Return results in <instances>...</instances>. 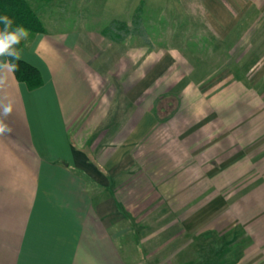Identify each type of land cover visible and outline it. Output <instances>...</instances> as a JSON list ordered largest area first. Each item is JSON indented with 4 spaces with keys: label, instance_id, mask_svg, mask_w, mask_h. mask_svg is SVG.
Masks as SVG:
<instances>
[{
    "label": "crops",
    "instance_id": "obj_1",
    "mask_svg": "<svg viewBox=\"0 0 264 264\" xmlns=\"http://www.w3.org/2000/svg\"><path fill=\"white\" fill-rule=\"evenodd\" d=\"M56 1L19 48L42 85L9 89L0 264H264V0L155 1L182 43L154 49L131 42L146 0L106 24L103 0Z\"/></svg>",
    "mask_w": 264,
    "mask_h": 264
},
{
    "label": "rangeland",
    "instance_id": "obj_2",
    "mask_svg": "<svg viewBox=\"0 0 264 264\" xmlns=\"http://www.w3.org/2000/svg\"><path fill=\"white\" fill-rule=\"evenodd\" d=\"M35 1L36 0H28L31 7L37 12V15L39 16V18H41L44 22H47L48 9H46L45 7L49 6V5H45V3H36ZM59 1H61V0H57L56 2H54L52 4V7H53V9H51L52 11H56L57 9H59L63 6V1L62 2H59ZM150 1L154 2V3H151ZM155 1H159V0H149V2H148V0H146V2H144V3H140V2L137 3L136 2L134 5L135 10H137V8H139V6L141 5V11H142L141 12V20L144 18L146 28L150 32V35L148 37H145V39H149L153 49L155 47H158V46L171 47V46L178 45V44L180 45L182 43L181 42L182 40H180L181 36H177V35L166 36L167 31L170 32V31H174V29H175L174 26H170L171 24L174 23V20H173L174 15H170L169 11H168L166 13V14H168L166 17L163 14V12H165V11H163L162 13L160 11L159 2H155ZM130 2H128V4H124V5H120V4L113 5V4H110L109 0L101 1L100 4H98L96 6L101 8V9L104 8L108 12V13H102V15L104 17L102 22H104V24H106L105 21L108 20L107 17L109 18V16L112 15L113 13L116 14L117 12H119L120 15L124 16L123 14H126V12H128V10H129V12H131L130 9H132L133 5ZM199 3H197V4H184L181 6L185 9H187L189 12H192V13L195 12V13L200 14L201 12L206 13L207 11H209L208 9H205L204 6L200 5ZM225 6L228 8V5H225ZM236 6H238V5H229V8L231 7L233 9H235ZM69 7L70 8L72 7L73 11L71 10L72 11V13H70L71 18L70 19L68 18L67 20H69L71 23L79 22L78 21L79 16H85L89 13L88 9L82 10V8H80V6H78V4H72ZM123 8H125V10ZM101 12H102V10H101ZM198 18L200 19L199 27L202 28L203 26L201 25V23H202L203 19H202L201 15H199ZM167 26L169 27L168 30L165 29V27H167ZM179 27H181V26L179 25ZM162 33H163V35H161ZM206 38H207L206 36L202 35L199 37V40H203ZM141 40H142L141 37H135L134 39L131 40V42L135 43V44H139L142 42ZM178 40H180V41H178ZM187 43H189V42H187ZM209 54L210 53H207V51H206L202 55H203V57L207 58V56ZM221 54L222 53H220V54L216 53L215 54L217 56V58L215 60L217 62L216 63L217 65L219 63L220 64L222 63ZM238 55H239L238 52L234 53V56L236 58L238 57ZM216 69L217 68H215V70ZM207 70H210V69H207Z\"/></svg>",
    "mask_w": 264,
    "mask_h": 264
},
{
    "label": "trees",
    "instance_id": "obj_3",
    "mask_svg": "<svg viewBox=\"0 0 264 264\" xmlns=\"http://www.w3.org/2000/svg\"><path fill=\"white\" fill-rule=\"evenodd\" d=\"M45 5H48L53 0H43ZM141 5L135 10L131 20V27L138 37L145 39L142 35V20H141ZM7 14L14 19L15 24L23 25L30 30V35L42 34L45 32L44 26L37 15V12L31 7L28 0H0V15ZM127 24L122 21H112L108 27H106L102 34L104 37L120 42L126 37L129 30H127ZM132 30V31H133ZM146 40V39H145ZM21 44L18 46L20 48ZM18 65V69L15 72V78L17 81L24 83L28 89L34 90L42 85V79L39 72L32 66L22 61H15Z\"/></svg>",
    "mask_w": 264,
    "mask_h": 264
},
{
    "label": "clouds",
    "instance_id": "obj_4",
    "mask_svg": "<svg viewBox=\"0 0 264 264\" xmlns=\"http://www.w3.org/2000/svg\"><path fill=\"white\" fill-rule=\"evenodd\" d=\"M29 35L30 30L25 26L15 24L14 19L7 14L0 15V136H10L14 131L8 122L15 104L9 89L18 69L15 61L23 58L18 46Z\"/></svg>",
    "mask_w": 264,
    "mask_h": 264
}]
</instances>
